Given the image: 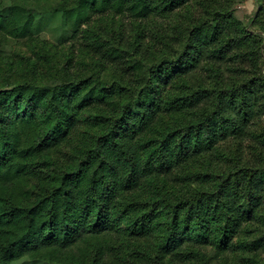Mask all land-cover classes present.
I'll list each match as a JSON object with an SVG mask.
<instances>
[{"label":"trees","instance_id":"16d2710c","mask_svg":"<svg viewBox=\"0 0 264 264\" xmlns=\"http://www.w3.org/2000/svg\"><path fill=\"white\" fill-rule=\"evenodd\" d=\"M185 1L6 6L0 0V36L35 43L40 14L63 13L76 35L95 15L144 20ZM89 35L108 61L126 65L128 80L104 75L102 62L70 75L71 57L60 66V52L52 51L31 72L13 66L0 72V264L24 257L49 264H214L220 254L210 256L213 248L240 251L243 264H264L253 253L264 248V235L250 239L255 231L244 226H264L258 192L264 166L250 168L240 152L221 151L222 141L245 135L237 117L249 122L248 102L263 95L264 76L228 86L219 72L208 89L174 80L179 69L199 65L206 46L210 59L237 57L256 70L264 39L240 28L234 16L216 15L193 28L182 54L146 68L125 50L107 47L101 31ZM39 67L51 72L39 77ZM240 71L232 72L238 78ZM206 152L218 170L193 171L191 159Z\"/></svg>","mask_w":264,"mask_h":264},{"label":"rangeland","instance_id":"374dc122","mask_svg":"<svg viewBox=\"0 0 264 264\" xmlns=\"http://www.w3.org/2000/svg\"><path fill=\"white\" fill-rule=\"evenodd\" d=\"M6 6H10L11 0H3ZM218 15L234 16L240 28H244L249 33L258 35L264 39V0H186L177 9L165 15H152L140 20L128 15H118L107 13L95 15L91 25H84L75 35L74 29L67 17L63 13H46L36 16L33 28L35 43L27 41H17L13 39L4 40L0 36V48L3 50L0 58V72L5 74L6 70L14 67L13 70L20 72H31L32 66L38 62L42 55L60 52L58 65L63 66L68 57H71L70 75H81L90 72L87 65L93 67L95 62H102L101 71L109 76L117 73L127 75L124 63H112L108 61L103 53L92 46L89 32H102L101 40L105 41L107 47H118L126 51L131 60L141 61L146 68L151 66L155 60L161 57H178L184 52L186 39L194 27L207 23L212 17ZM85 32V33H84ZM208 46L200 47L203 51V59L197 67L191 70L179 69L174 77L177 85L188 81L189 86L198 88H212L217 82V74L220 72L225 84L242 83L245 77L254 74L264 76V44L261 47L262 58L256 70H250L245 63L239 62L235 57H230L224 62L213 60L208 57ZM62 53V54H61ZM104 62V63H103ZM240 71V77H235L232 71ZM51 72L47 69L38 68L36 75L41 77ZM175 87L173 84L170 88ZM170 90V89H169ZM262 93L255 95L251 102H248L249 122L245 123L244 116L239 115L238 121L244 127L245 135L241 138L231 137L227 141L221 142V151L226 154L230 151H238L242 154L246 166L258 168L264 166V86ZM257 97V99H256ZM253 106V107H251ZM251 108L253 111H251ZM215 155L210 152L201 154L191 159L190 167L193 171L198 170H218L215 164ZM179 174V172H177ZM174 175H172L173 177ZM177 184V182H176ZM261 207L264 208V187L258 190ZM258 221H250L245 228L255 231L248 233L250 239L264 235V226ZM201 249V248H200ZM202 250V249H201ZM210 256L220 254L214 260V264H243V254L233 248L224 253L216 250H209ZM253 253L264 262V248ZM14 264H49L41 260H33L24 257ZM174 264H192L180 263Z\"/></svg>","mask_w":264,"mask_h":264}]
</instances>
